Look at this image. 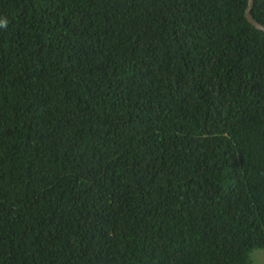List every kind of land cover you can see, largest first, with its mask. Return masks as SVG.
<instances>
[{
  "label": "trees",
  "instance_id": "16d2710c",
  "mask_svg": "<svg viewBox=\"0 0 264 264\" xmlns=\"http://www.w3.org/2000/svg\"><path fill=\"white\" fill-rule=\"evenodd\" d=\"M245 4L0 0V264H250L264 32Z\"/></svg>",
  "mask_w": 264,
  "mask_h": 264
},
{
  "label": "water",
  "instance_id": "95a60500",
  "mask_svg": "<svg viewBox=\"0 0 264 264\" xmlns=\"http://www.w3.org/2000/svg\"><path fill=\"white\" fill-rule=\"evenodd\" d=\"M253 1L254 0H246V4L243 10V16L253 28L264 32V25L254 20L253 17L251 16L250 10L252 8Z\"/></svg>",
  "mask_w": 264,
  "mask_h": 264
},
{
  "label": "rangeland",
  "instance_id": "374dc122",
  "mask_svg": "<svg viewBox=\"0 0 264 264\" xmlns=\"http://www.w3.org/2000/svg\"><path fill=\"white\" fill-rule=\"evenodd\" d=\"M250 264H264V248L251 252Z\"/></svg>",
  "mask_w": 264,
  "mask_h": 264
},
{
  "label": "clouds",
  "instance_id": "9594fccd",
  "mask_svg": "<svg viewBox=\"0 0 264 264\" xmlns=\"http://www.w3.org/2000/svg\"><path fill=\"white\" fill-rule=\"evenodd\" d=\"M6 26H7L6 18L4 20H0V27H6Z\"/></svg>",
  "mask_w": 264,
  "mask_h": 264
}]
</instances>
